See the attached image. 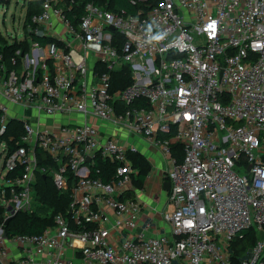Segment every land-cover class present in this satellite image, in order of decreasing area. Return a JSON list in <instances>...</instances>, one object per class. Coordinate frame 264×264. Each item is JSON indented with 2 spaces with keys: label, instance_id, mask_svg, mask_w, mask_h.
<instances>
[{
  "label": "built area",
  "instance_id": "built-area-1",
  "mask_svg": "<svg viewBox=\"0 0 264 264\" xmlns=\"http://www.w3.org/2000/svg\"><path fill=\"white\" fill-rule=\"evenodd\" d=\"M61 1L27 24L50 42L0 64V245L5 220L34 209L39 173L70 202L42 232L9 236L21 257L0 261L264 264V0H130L135 13L88 2L77 24ZM119 130L171 159L162 224L131 194L139 149ZM99 161L114 164L108 179ZM250 228L256 243L233 256Z\"/></svg>",
  "mask_w": 264,
  "mask_h": 264
},
{
  "label": "trees",
  "instance_id": "trees-1",
  "mask_svg": "<svg viewBox=\"0 0 264 264\" xmlns=\"http://www.w3.org/2000/svg\"><path fill=\"white\" fill-rule=\"evenodd\" d=\"M45 1L46 0H25L26 17L24 26L26 31L27 24L31 17L35 13L41 11ZM88 2H94L105 9L113 11L127 9V12L135 13L137 10L130 0H63L59 5L62 6L63 9H72L69 12V16L73 19V22L77 24L80 16L84 13V9ZM31 38L39 41L42 45H46L52 39V37L47 35H33ZM31 38L26 37L24 40H14L13 43H8L4 40L0 29V55L3 56V58H0V64L5 63L6 66L10 68L12 66L11 57L15 55L16 49L21 47V51L29 50L32 43ZM129 81V74L127 75V73H124L122 82L128 83ZM10 125L11 128L9 131L14 132L19 136L23 130V124L21 121L13 119ZM11 147L13 148L14 144H11ZM172 154L177 161H181L184 157L183 146L178 142L172 143ZM40 155V166H51L53 164L52 159L43 154V152H40ZM135 161L136 164L141 163V156L137 155ZM97 167H101V172L97 174L94 170L93 174L101 175L104 179H108L115 166L108 161H99L97 162ZM147 169V166L144 165L142 171L146 173ZM34 190V209L32 211H19L10 219L7 225L5 224L8 237L15 233H40L46 227L54 224V217L56 214L66 213V209L70 202V192H62L56 188L49 170L46 173L38 174V180L34 185ZM0 209L2 213L5 210L3 207ZM258 237L259 234L254 228L245 230L242 236H237L231 244L234 254L233 256L239 257L244 255L245 251L256 243Z\"/></svg>",
  "mask_w": 264,
  "mask_h": 264
},
{
  "label": "crops",
  "instance_id": "crops-1",
  "mask_svg": "<svg viewBox=\"0 0 264 264\" xmlns=\"http://www.w3.org/2000/svg\"><path fill=\"white\" fill-rule=\"evenodd\" d=\"M26 37L27 31L25 30L23 36L17 39L24 40ZM100 124L103 125L104 123L100 122ZM119 133L124 141L136 143L139 149L137 155L142 158V162L136 164L135 157L137 155H133L135 168L133 188L135 190H131V194L142 201L143 210L146 215L154 217L157 220L156 224H162L161 213L167 207L170 208L169 187L166 185V181H169L167 173L171 166V159L164 154L159 146L151 143L145 136L131 135L126 130H119ZM144 165L148 168L146 173L142 171ZM160 226L162 227V225ZM160 231H165L164 227ZM1 250H5L6 253L4 260L17 259L22 254L20 248L11 241L10 237H7L3 245H0ZM4 262L0 261V264Z\"/></svg>",
  "mask_w": 264,
  "mask_h": 264
},
{
  "label": "rangeland",
  "instance_id": "rangeland-1",
  "mask_svg": "<svg viewBox=\"0 0 264 264\" xmlns=\"http://www.w3.org/2000/svg\"><path fill=\"white\" fill-rule=\"evenodd\" d=\"M26 17L25 0H0V29L3 38L8 43H13L24 34V21ZM29 47V46H28ZM21 47L16 49L19 51ZM93 58L89 59V67L93 65ZM3 160L0 159V173Z\"/></svg>",
  "mask_w": 264,
  "mask_h": 264
},
{
  "label": "water",
  "instance_id": "water-1",
  "mask_svg": "<svg viewBox=\"0 0 264 264\" xmlns=\"http://www.w3.org/2000/svg\"><path fill=\"white\" fill-rule=\"evenodd\" d=\"M67 35H68L69 39H72L73 36H74L72 32H67ZM87 159L90 160V157H87ZM166 185L169 187V181H166ZM9 210H12V206H9ZM12 212H13V210H12ZM13 217H14V214L12 213V214H11V215L5 220V224L7 225V224L9 223L10 219L13 218ZM5 235H7V234L5 233Z\"/></svg>",
  "mask_w": 264,
  "mask_h": 264
}]
</instances>
